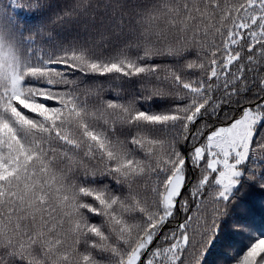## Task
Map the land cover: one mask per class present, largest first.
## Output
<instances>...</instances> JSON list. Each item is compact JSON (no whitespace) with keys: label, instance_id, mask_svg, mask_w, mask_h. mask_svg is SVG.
<instances>
[{"label":"snow or ice","instance_id":"6c2138e0","mask_svg":"<svg viewBox=\"0 0 264 264\" xmlns=\"http://www.w3.org/2000/svg\"><path fill=\"white\" fill-rule=\"evenodd\" d=\"M0 264H264V0H0Z\"/></svg>","mask_w":264,"mask_h":264}]
</instances>
